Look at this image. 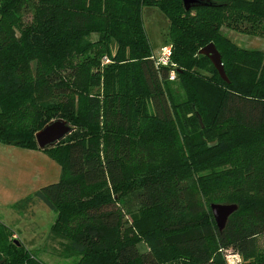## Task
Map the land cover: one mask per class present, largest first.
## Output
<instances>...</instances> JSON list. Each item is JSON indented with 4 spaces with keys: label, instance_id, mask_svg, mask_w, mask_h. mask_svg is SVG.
Here are the masks:
<instances>
[{
    "label": "trees",
    "instance_id": "trees-1",
    "mask_svg": "<svg viewBox=\"0 0 264 264\" xmlns=\"http://www.w3.org/2000/svg\"><path fill=\"white\" fill-rule=\"evenodd\" d=\"M199 1L0 0V144L63 169L13 209L44 203L76 264H264V50L224 33L264 39V0ZM144 8L169 21L175 82ZM59 119L72 133L40 149ZM212 204L238 206L222 231ZM11 232L0 219V263L43 264Z\"/></svg>",
    "mask_w": 264,
    "mask_h": 264
},
{
    "label": "rangeland",
    "instance_id": "rangeland-1",
    "mask_svg": "<svg viewBox=\"0 0 264 264\" xmlns=\"http://www.w3.org/2000/svg\"><path fill=\"white\" fill-rule=\"evenodd\" d=\"M142 17L153 55L159 56L163 48L170 44L169 21L157 8H144ZM224 33L242 48L264 50L262 37L230 30ZM62 173V166L41 150L0 144V219L9 226L13 238L22 241L43 264H76L78 259L63 257V241L51 234L56 214L44 203L31 204L28 209L19 212L14 211L13 206L41 188L59 182ZM196 193L202 201L205 200L202 191H196L195 197ZM126 220L130 224L129 215H126ZM261 242L264 245V238H261ZM139 248L142 251L148 249L145 244Z\"/></svg>",
    "mask_w": 264,
    "mask_h": 264
},
{
    "label": "water",
    "instance_id": "water-1",
    "mask_svg": "<svg viewBox=\"0 0 264 264\" xmlns=\"http://www.w3.org/2000/svg\"><path fill=\"white\" fill-rule=\"evenodd\" d=\"M187 8L189 9L192 4H198L199 0H184ZM200 4V3H199ZM202 55L207 56L216 70L219 72L221 78L229 83V79L226 75L224 64L222 62V56L214 43L209 44L204 47L199 52ZM73 129L72 126L65 120L59 119L50 122L42 130L36 134V141L40 149H45L47 147H52L66 139ZM238 209L236 204H212L211 210L215 217L216 223L219 229L222 231L229 219V217L234 214ZM19 243V241L17 240ZM4 260L1 262L3 263ZM0 263V264H1Z\"/></svg>",
    "mask_w": 264,
    "mask_h": 264
},
{
    "label": "built area",
    "instance_id": "built-area-1",
    "mask_svg": "<svg viewBox=\"0 0 264 264\" xmlns=\"http://www.w3.org/2000/svg\"><path fill=\"white\" fill-rule=\"evenodd\" d=\"M171 55H172V45L169 44L168 46L164 47L163 50L161 51V53L159 54V56H154L152 57V59H154V62L156 64L157 67L160 66H167V65H171L173 66L170 73H169V79L172 82H175L177 80V73H176V69H175V65L172 64L171 62ZM110 62V60L106 57L103 60L104 64H108ZM230 262L236 263L237 260H240V258L237 256H230L229 257Z\"/></svg>",
    "mask_w": 264,
    "mask_h": 264
}]
</instances>
